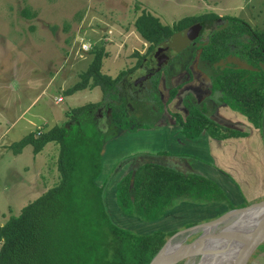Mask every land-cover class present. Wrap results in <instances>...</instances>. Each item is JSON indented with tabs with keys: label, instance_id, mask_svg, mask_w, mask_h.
Instances as JSON below:
<instances>
[{
	"label": "rangeland",
	"instance_id": "1",
	"mask_svg": "<svg viewBox=\"0 0 264 264\" xmlns=\"http://www.w3.org/2000/svg\"><path fill=\"white\" fill-rule=\"evenodd\" d=\"M142 13L158 18L168 27L186 17L213 13L229 17L236 27L248 25L254 34L264 30V0H0V226L59 181L55 143L46 144L36 155L31 146L13 154L11 145L31 132H46L69 122L77 125L83 119L90 121L88 114L73 119V113L98 103L102 105L91 110L96 117L90 122L102 131L101 141L107 142L113 125L109 117L112 107L102 90L88 87L70 94L66 91L81 81L94 49H103L102 74L116 78L125 73L124 82H131L141 73L138 60L147 54L149 44L136 32L134 22ZM241 47L243 58L248 57V44ZM181 66L169 67L167 75H177L186 67V61ZM121 87L119 83L117 88ZM104 147L101 173L95 183L103 189L102 199L110 220L136 234L154 232V222L143 223L124 216L118 209L112 183L119 178L116 173L123 160L117 156V166L111 171L108 162L112 161L105 160ZM136 161L139 157L132 164H138ZM104 178L108 182L103 185ZM107 207L116 210V215ZM225 210L212 207L209 212L171 214L162 226L177 233L215 220ZM236 219L227 220L218 229ZM134 220L139 223L137 227L131 223ZM200 234L201 230L177 240L186 244ZM217 257H209L205 264H215ZM253 257L249 264H264V243ZM199 259H185L177 264H197Z\"/></svg>",
	"mask_w": 264,
	"mask_h": 264
},
{
	"label": "trees",
	"instance_id": "2",
	"mask_svg": "<svg viewBox=\"0 0 264 264\" xmlns=\"http://www.w3.org/2000/svg\"><path fill=\"white\" fill-rule=\"evenodd\" d=\"M216 19L215 14L186 17L168 27L162 25L158 18L142 13L135 20L134 27L149 44L148 55L156 46L171 38L173 33L196 22L208 21L210 24ZM233 29L249 32L244 24ZM251 40L253 43H246L249 52L248 57L241 58L243 64L240 67L229 64L230 67L214 79L213 90L220 92L222 102L259 128L264 108V30L251 34ZM222 47H216L220 54L209 62L222 56ZM91 53L94 56L81 81L66 93L99 87L103 97L111 103L110 121L116 128L132 132L150 129L152 124L142 123L130 128L128 111L123 107L127 101L123 96L118 97L120 91L117 88L119 83L123 84L125 73L116 78L102 74L103 49H94ZM205 55L204 52L202 57L205 58ZM141 59L138 60L139 65ZM158 78H154V88ZM171 93L172 100L176 90ZM100 105L102 103L80 107L74 111L72 118H84L88 114L90 121H93L96 115L91 110ZM174 117L188 139H195L202 132H207L216 140L239 135L236 131L214 124L197 111H190L184 119L176 114ZM90 121L83 119L77 125L69 122L46 132H31L11 145L13 154H20L24 147L31 146L36 155L46 144L55 143L58 146L56 166L59 181L23 207L18 216L0 226V264H149L175 233L155 231L140 235L110 220L102 199L103 189L95 183L100 174L102 131ZM132 172L117 182L115 201L122 214L143 223L162 218L180 202L197 205L219 203L226 205L228 211L236 209L213 182L202 176L146 164L135 170L130 188ZM245 206L247 204L240 207Z\"/></svg>",
	"mask_w": 264,
	"mask_h": 264
},
{
	"label": "crops",
	"instance_id": "3",
	"mask_svg": "<svg viewBox=\"0 0 264 264\" xmlns=\"http://www.w3.org/2000/svg\"><path fill=\"white\" fill-rule=\"evenodd\" d=\"M195 75L198 82L200 79L202 80L198 73ZM203 77L205 76L203 75ZM177 78L175 77L174 80ZM203 80L205 79L203 78ZM184 88L187 89L186 95L200 98L199 102L207 118L209 117L218 126L236 131L239 134L238 137L216 140L207 132H202L197 138L188 139L183 134L181 126L168 116L170 111L165 113L166 121L160 120L150 129H138L132 132L128 129H115L111 126L113 130L108 132L107 142L103 143L105 160L111 159L112 163L108 162L111 171L117 166V156L123 160L122 167L116 173L119 178L112 183V185L115 184V191L117 182L129 172H135L136 169L146 164H156L180 173L195 174L208 179L223 192L230 205L235 208L263 200L264 108L260 127L255 128L245 116L232 110L227 104L217 102L215 99L209 100L208 96L211 95V91H207L206 88H202L198 84L185 86L181 90ZM181 90L178 91L177 96L180 95L178 100L182 102L181 98H184V94H181ZM171 112L186 116L173 107ZM130 128L133 129L134 126ZM136 157H139V161H136L138 164H132ZM107 182L106 178L102 179L103 185ZM113 199L115 200V197ZM210 207L228 211L226 205L219 203L197 205L180 202L166 212L162 218L154 221L157 227L154 232H171L162 226V223L168 221L167 218L171 214H196L204 210L209 212ZM107 209L116 215V210L109 207ZM131 223L134 227L139 225L135 220Z\"/></svg>",
	"mask_w": 264,
	"mask_h": 264
},
{
	"label": "flooded vegetation",
	"instance_id": "4",
	"mask_svg": "<svg viewBox=\"0 0 264 264\" xmlns=\"http://www.w3.org/2000/svg\"><path fill=\"white\" fill-rule=\"evenodd\" d=\"M216 16L217 19L210 24H208V21L204 23L196 22L200 24L201 29L198 35L188 42V45L181 46L182 43L174 44L172 38H169L164 43L156 46L147 57L146 54L142 57L141 64L138 66L141 73L131 79V82L129 80L123 82L118 94V97L123 96L127 101V105L123 107L125 111H128L127 121L130 127L137 123H142L143 125L152 124L154 126L160 120L166 121V111H170L168 116L171 117V120H175V123L177 119L174 117V114L184 119L190 111H197L206 117L199 102L200 98L186 95V88L181 90L183 87L189 85L194 86L198 84L202 88H206L207 91H211V97L208 96L209 100L215 99L217 102L225 104L221 101L220 92L213 90L214 79L216 76L222 75L223 71L227 67H230L229 64H233L234 67H240L243 62L241 59L243 58L241 55L243 47H241V44L253 43V40H251V34L253 35V33L251 28L246 24L244 25L248 27L249 32H240L233 29L237 27L231 24L233 21H229L232 19L220 17L219 15ZM217 33L219 34L214 38ZM218 45H223L224 47L222 56L214 62H209L220 54V50L216 49ZM204 52L206 54L205 58L202 57ZM185 61L186 67L178 71L177 75L173 73L170 77L167 75L169 67L175 68L181 66L182 62ZM195 73H198L202 77V80L204 78L206 81L200 79L198 82ZM157 76H159L158 83L154 88V78ZM175 77L178 78L174 80ZM173 90H176V93L171 100V91ZM179 90H181V94H184V98H181L183 99L182 102L178 100L180 98V95L177 96ZM172 107L186 114V116L183 117L182 114L172 113ZM208 119L210 120L209 117ZM212 122L216 124L214 121ZM112 127L117 129L114 125Z\"/></svg>",
	"mask_w": 264,
	"mask_h": 264
},
{
	"label": "water",
	"instance_id": "5",
	"mask_svg": "<svg viewBox=\"0 0 264 264\" xmlns=\"http://www.w3.org/2000/svg\"><path fill=\"white\" fill-rule=\"evenodd\" d=\"M201 29L200 24L196 23L191 25L174 35H172V41L174 44H181V46L188 45L191 40H193L199 33ZM179 42V43H175ZM133 177L132 174L130 180V188L133 185ZM233 217H237L236 221H234L235 226H233L232 230L230 231V239L228 241L225 253L226 256L221 264H249L253 258L257 249L260 245L264 243V199L249 204L245 207L236 208L233 210H229L223 215L219 216L217 219L208 221L201 225H195L193 227H189L184 231H180L172 235L162 246V248L158 251V253L154 256V258L150 261L149 264H156L158 257L162 253L164 247L178 234L181 232H187L189 230L200 229L201 234L198 235L193 241L182 244V248H187L190 245L197 244L201 237L204 235H221L227 232V229L233 224L230 223L226 226L225 229L220 231H211V228L226 222ZM245 218V225L238 224V220H243ZM205 229V230H204ZM204 230V231H202ZM210 250L198 246V248L185 250L177 257L166 261L162 264H177L178 262L185 260V259H193L195 257H201V255L205 253H209ZM161 264V263H160Z\"/></svg>",
	"mask_w": 264,
	"mask_h": 264
},
{
	"label": "bare ground",
	"instance_id": "6",
	"mask_svg": "<svg viewBox=\"0 0 264 264\" xmlns=\"http://www.w3.org/2000/svg\"><path fill=\"white\" fill-rule=\"evenodd\" d=\"M238 224L240 225H245V218H243V220H238L237 221ZM225 223V222H223ZM222 223V224H223ZM236 223V222H235ZM235 223H233L228 229L227 232L215 236V235H204L203 237L200 238V240L197 242V244H193L188 246L186 249L182 248V242H180L179 240H177L178 238L181 240H184V237H189L191 235H195L198 233V231L200 229H194V230H189L187 232H181L180 234H178L175 238H173L163 249L162 253L160 254V256L157 259V263L156 264H162L166 261H169L175 257H177L178 255H180L183 251H187L190 249H194V248H198V246H201L203 248H206L207 250H210L209 253H205L203 255H201L199 261L197 264H205L206 261L208 260L209 257L216 255L217 257V262L215 264H221L226 256L225 250L228 244V241L230 239V231L232 230L233 226H235ZM219 224V225H222ZM215 226L213 228H211V231H220L226 228V226H224L223 228H219L218 226ZM205 230V229H204ZM202 230V231H204ZM185 237V238H186ZM177 240V241H176ZM218 253V254H217ZM199 258V257H195ZM189 263V262H188Z\"/></svg>",
	"mask_w": 264,
	"mask_h": 264
}]
</instances>
